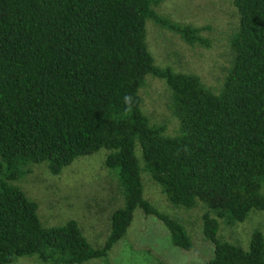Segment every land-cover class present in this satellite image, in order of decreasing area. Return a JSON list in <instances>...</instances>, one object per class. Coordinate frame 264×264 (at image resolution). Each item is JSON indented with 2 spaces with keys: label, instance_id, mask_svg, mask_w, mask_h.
<instances>
[{
  "label": "trees",
  "instance_id": "obj_1",
  "mask_svg": "<svg viewBox=\"0 0 264 264\" xmlns=\"http://www.w3.org/2000/svg\"><path fill=\"white\" fill-rule=\"evenodd\" d=\"M158 3L0 0V264L105 259L137 209L165 226L173 246L192 250L184 226L144 199L143 172L173 207L204 206L202 233L214 249L198 264H264L259 230L246 248L216 235L219 220L242 223L250 212H264V0H233L232 62L216 93L197 76L154 65L147 20L189 44L205 43L198 29L157 14ZM147 75L170 91L176 136L151 126L142 112L138 91ZM100 150L108 151L104 164L122 204L103 246L94 248L75 220L44 226L37 203L11 181L32 164L46 163L57 175Z\"/></svg>",
  "mask_w": 264,
  "mask_h": 264
},
{
  "label": "rangeland",
  "instance_id": "obj_2",
  "mask_svg": "<svg viewBox=\"0 0 264 264\" xmlns=\"http://www.w3.org/2000/svg\"><path fill=\"white\" fill-rule=\"evenodd\" d=\"M153 9L174 23L198 29L205 40L202 44H189L179 34L147 20L146 45L154 65L197 76L205 87L218 92L232 62L229 37L238 26L233 0H159ZM138 93L150 125L163 126L165 135L176 136L179 122L171 110L165 81L147 75ZM107 154L108 151L100 150L78 157L57 175L50 173L46 163L32 164L29 172L11 184L37 203V214L44 226H60L75 220L91 246L100 248L109 233L110 216L122 204L117 178L104 164ZM141 177L144 199L184 226L192 250L173 246L165 226L155 216H144L137 209L125 237L107 257L84 264H198L210 260L214 245L202 233L204 206L197 204L190 210L173 207L145 172ZM254 230L264 235L262 211L250 212L242 223L219 220L216 235L220 240L246 248ZM13 264L45 263L31 257L19 258Z\"/></svg>",
  "mask_w": 264,
  "mask_h": 264
},
{
  "label": "clouds",
  "instance_id": "obj_3",
  "mask_svg": "<svg viewBox=\"0 0 264 264\" xmlns=\"http://www.w3.org/2000/svg\"><path fill=\"white\" fill-rule=\"evenodd\" d=\"M124 103L126 105V111H130L131 105H132V98L130 96H125L124 97Z\"/></svg>",
  "mask_w": 264,
  "mask_h": 264
}]
</instances>
